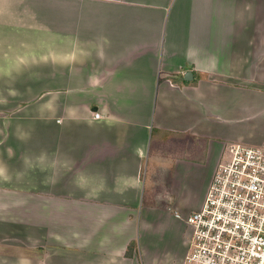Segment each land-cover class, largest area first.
<instances>
[{
	"label": "crops",
	"instance_id": "crops-1",
	"mask_svg": "<svg viewBox=\"0 0 264 264\" xmlns=\"http://www.w3.org/2000/svg\"><path fill=\"white\" fill-rule=\"evenodd\" d=\"M263 143L264 0H0V264H183Z\"/></svg>",
	"mask_w": 264,
	"mask_h": 264
},
{
	"label": "built area",
	"instance_id": "built-area-1",
	"mask_svg": "<svg viewBox=\"0 0 264 264\" xmlns=\"http://www.w3.org/2000/svg\"><path fill=\"white\" fill-rule=\"evenodd\" d=\"M185 223L183 264H264V143L227 146L201 209Z\"/></svg>",
	"mask_w": 264,
	"mask_h": 264
},
{
	"label": "rangeland",
	"instance_id": "rangeland-1",
	"mask_svg": "<svg viewBox=\"0 0 264 264\" xmlns=\"http://www.w3.org/2000/svg\"><path fill=\"white\" fill-rule=\"evenodd\" d=\"M187 229L186 225L173 224L169 226L165 236L163 237L164 242L169 240L170 255L174 256L176 253H180L184 250V244H182L181 233ZM172 239V240H171ZM144 240L142 239V244L144 245ZM163 244V243H162ZM187 250V246L185 245Z\"/></svg>",
	"mask_w": 264,
	"mask_h": 264
},
{
	"label": "water",
	"instance_id": "water-1",
	"mask_svg": "<svg viewBox=\"0 0 264 264\" xmlns=\"http://www.w3.org/2000/svg\"><path fill=\"white\" fill-rule=\"evenodd\" d=\"M188 77H192V73L191 72L186 73L185 79H188Z\"/></svg>",
	"mask_w": 264,
	"mask_h": 264
},
{
	"label": "trees",
	"instance_id": "trees-1",
	"mask_svg": "<svg viewBox=\"0 0 264 264\" xmlns=\"http://www.w3.org/2000/svg\"><path fill=\"white\" fill-rule=\"evenodd\" d=\"M135 246V243H131V248Z\"/></svg>",
	"mask_w": 264,
	"mask_h": 264
}]
</instances>
